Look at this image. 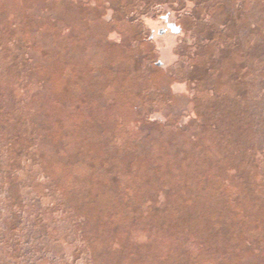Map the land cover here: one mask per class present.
<instances>
[{"label":"rangeland","instance_id":"1","mask_svg":"<svg viewBox=\"0 0 264 264\" xmlns=\"http://www.w3.org/2000/svg\"><path fill=\"white\" fill-rule=\"evenodd\" d=\"M242 188L264 213V0H0V264H204L142 199L212 217ZM94 194L125 253L84 248Z\"/></svg>","mask_w":264,"mask_h":264},{"label":"trees","instance_id":"2","mask_svg":"<svg viewBox=\"0 0 264 264\" xmlns=\"http://www.w3.org/2000/svg\"><path fill=\"white\" fill-rule=\"evenodd\" d=\"M221 144L219 140L217 145L221 146ZM213 157H215V154L212 152L209 155H205V164L217 163L218 167L220 165L218 163L226 165L225 162L218 161ZM114 187L113 183L108 186V188ZM145 189L147 190V187ZM174 191L171 186L165 189V192H169L170 196L171 192ZM170 196L167 195L166 199L159 200L153 193H148L142 199V203H146L149 209H146V223H148V226L165 228L167 231L175 230L178 234L184 231L185 238L190 237L194 245L204 248L208 253V258L204 264H264V222L262 221L264 213L262 212L263 209L259 207L262 205L258 206L247 190L242 188L241 193L239 192L233 197L229 196V198L226 195L228 205L225 203L223 206V209L227 210L226 213L221 211L212 217L201 211L198 212L201 213L199 217L197 215V217L193 218L195 214L189 211L190 206L187 199H172ZM239 200H241L243 206L245 205L242 210L238 207ZM130 202L131 205L129 201L127 202L128 205H126L129 207V215H132L131 217L129 216L131 220L128 222V226L133 228L137 223V219H140L143 210L141 204ZM115 214V209L109 208L105 199H100L95 194L82 201L80 203V214L77 218V223L83 234L81 237L82 242H85L84 236L87 243L91 244L93 241L95 243L97 240L102 241L104 235L111 233L113 246H120L121 249L119 248L118 252L122 250L125 253L124 250L127 245L123 244L121 237L116 233L115 227H117V223L113 221ZM193 219H197L201 223ZM208 220L212 221L208 222ZM193 222L195 224L192 228L190 224ZM87 243L83 244L84 248L87 247ZM137 244L138 242H133L132 246H137ZM92 248L97 258L98 256L101 257L106 250L103 247L98 248L97 244L92 245ZM132 249L126 254L129 258L133 257L130 254L133 252ZM134 255L136 257V254Z\"/></svg>","mask_w":264,"mask_h":264},{"label":"water","instance_id":"3","mask_svg":"<svg viewBox=\"0 0 264 264\" xmlns=\"http://www.w3.org/2000/svg\"><path fill=\"white\" fill-rule=\"evenodd\" d=\"M164 19L167 20V15L164 16ZM167 26H168V28H169L173 33H179V32H180V28H179V26H177V25L174 24V23L169 22V23L167 24ZM158 32L161 34V33L164 32V29H160ZM158 64H160V63H158Z\"/></svg>","mask_w":264,"mask_h":264}]
</instances>
